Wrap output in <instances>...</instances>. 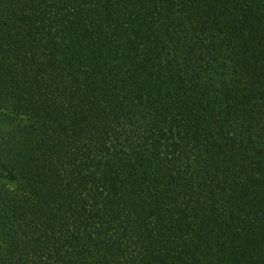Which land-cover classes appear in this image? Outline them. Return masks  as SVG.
<instances>
[{"label":"trees","instance_id":"16d2710c","mask_svg":"<svg viewBox=\"0 0 264 264\" xmlns=\"http://www.w3.org/2000/svg\"><path fill=\"white\" fill-rule=\"evenodd\" d=\"M0 264H264V0H0Z\"/></svg>","mask_w":264,"mask_h":264}]
</instances>
